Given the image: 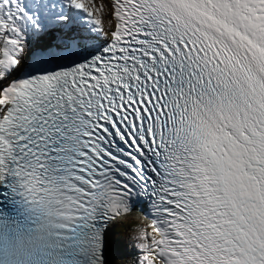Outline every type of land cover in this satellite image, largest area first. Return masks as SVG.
Segmentation results:
<instances>
[{
	"label": "snow or ice",
	"instance_id": "obj_1",
	"mask_svg": "<svg viewBox=\"0 0 264 264\" xmlns=\"http://www.w3.org/2000/svg\"><path fill=\"white\" fill-rule=\"evenodd\" d=\"M0 264H264V0H0Z\"/></svg>",
	"mask_w": 264,
	"mask_h": 264
},
{
	"label": "rangeland",
	"instance_id": "obj_2",
	"mask_svg": "<svg viewBox=\"0 0 264 264\" xmlns=\"http://www.w3.org/2000/svg\"><path fill=\"white\" fill-rule=\"evenodd\" d=\"M141 225H144L143 223H140ZM112 238L115 240H118L120 243L121 248L129 253L132 252H139L138 249H135L133 247V241L132 239L129 237V233L128 230L123 229L121 227H117L116 229H114L113 233L111 234Z\"/></svg>",
	"mask_w": 264,
	"mask_h": 264
},
{
	"label": "bare ground",
	"instance_id": "obj_3",
	"mask_svg": "<svg viewBox=\"0 0 264 264\" xmlns=\"http://www.w3.org/2000/svg\"><path fill=\"white\" fill-rule=\"evenodd\" d=\"M138 215H139V212L136 211V210H134V211H133V217H134L136 220H138L139 223H143L144 225H146L144 222H142L140 219H138V217H137Z\"/></svg>",
	"mask_w": 264,
	"mask_h": 264
}]
</instances>
